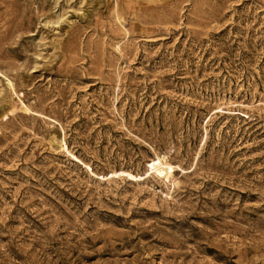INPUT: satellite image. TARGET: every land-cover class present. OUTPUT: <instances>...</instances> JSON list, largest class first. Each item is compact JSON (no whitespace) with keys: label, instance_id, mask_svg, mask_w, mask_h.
<instances>
[{"label":"rangeland","instance_id":"374dc122","mask_svg":"<svg viewBox=\"0 0 264 264\" xmlns=\"http://www.w3.org/2000/svg\"><path fill=\"white\" fill-rule=\"evenodd\" d=\"M0 264H264V0H0Z\"/></svg>","mask_w":264,"mask_h":264},{"label":"bare ground","instance_id":"6f19581e","mask_svg":"<svg viewBox=\"0 0 264 264\" xmlns=\"http://www.w3.org/2000/svg\"><path fill=\"white\" fill-rule=\"evenodd\" d=\"M165 163H166V161H165ZM165 166L166 165H163L162 163H158L157 164V167H156V171H154V173L155 172H157V174L159 175V176H163V178L165 177V175H167L168 176V171L170 170H172V167H168V170H166V168H165ZM169 166V165H168ZM152 167V166H151ZM170 174V173H169Z\"/></svg>","mask_w":264,"mask_h":264}]
</instances>
